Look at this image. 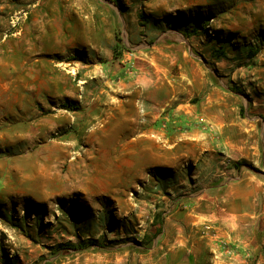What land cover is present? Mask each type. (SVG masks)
I'll return each instance as SVG.
<instances>
[{
  "label": "rangeland",
  "instance_id": "1",
  "mask_svg": "<svg viewBox=\"0 0 264 264\" xmlns=\"http://www.w3.org/2000/svg\"><path fill=\"white\" fill-rule=\"evenodd\" d=\"M164 42L231 101L151 143L118 114L133 66L104 71ZM244 175L264 185V0H0V264H264L263 195L249 250L216 203L187 215Z\"/></svg>",
  "mask_w": 264,
  "mask_h": 264
},
{
  "label": "crops",
  "instance_id": "2",
  "mask_svg": "<svg viewBox=\"0 0 264 264\" xmlns=\"http://www.w3.org/2000/svg\"><path fill=\"white\" fill-rule=\"evenodd\" d=\"M138 53L132 61H128L124 55L118 62L121 67L118 72L110 70V68L104 71L107 82L114 83V76L131 75L127 71L130 65L133 66L132 79L127 80L125 76V83L119 82L112 87L116 88L118 92L119 90L123 92V99L118 102L120 110L118 114L126 120L136 122L137 138L152 143V139L168 136V133H171L170 137L165 140L169 141L170 138L172 141L177 140L179 138L176 133L179 129L178 126L193 120L192 116L193 112H196V106L190 105L189 101L194 97L200 96L202 99H206L199 106L202 110L210 107L218 113L226 109L227 101H231L228 91L222 90L220 82L211 80L204 68L190 58L192 55L190 51H183L178 45L176 47L173 43L164 42L159 44L156 49L153 47L149 51ZM173 65L179 68V73L176 76L173 74ZM138 100H141L145 105L144 118L138 113L136 104ZM166 110L169 112L163 116ZM220 118L216 120L219 123ZM175 127L177 129L173 132ZM164 128H167V133ZM163 131L165 132L163 133ZM194 138L198 139V135L191 137L190 140ZM174 145L176 144L171 142L169 147ZM223 188L219 193L206 194L208 197L205 199H203L204 196L197 197L194 202L195 206L191 208V211H188L187 215L194 219L198 218L197 214L201 204L199 200H205L206 212L209 214L212 213V204L216 203L219 205V210L226 212L229 217V222L222 220L224 223L222 226L227 229L225 235L234 244H243L244 250H249L247 246L252 244L249 234L254 226L253 211L262 195L264 202V185L261 181L244 175L239 179L232 180ZM218 194L222 199L219 203L212 200V197Z\"/></svg>",
  "mask_w": 264,
  "mask_h": 264
},
{
  "label": "trees",
  "instance_id": "3",
  "mask_svg": "<svg viewBox=\"0 0 264 264\" xmlns=\"http://www.w3.org/2000/svg\"><path fill=\"white\" fill-rule=\"evenodd\" d=\"M109 1L110 2H113L115 5L118 3V0H109ZM199 26H200L201 29H205L206 28V21L201 22ZM253 55H254V51L253 50H250V52H249V54L247 56V60L248 61H246V62H249V60H251V58L253 57ZM246 62H245V64H249V63H246ZM232 92H238V91L237 90H233ZM83 248H85V247H83Z\"/></svg>",
  "mask_w": 264,
  "mask_h": 264
},
{
  "label": "built area",
  "instance_id": "4",
  "mask_svg": "<svg viewBox=\"0 0 264 264\" xmlns=\"http://www.w3.org/2000/svg\"><path fill=\"white\" fill-rule=\"evenodd\" d=\"M137 108H138V113L139 115L144 118L145 117V113H146V108H145V105L143 104V102H138L137 104ZM230 253V252H228Z\"/></svg>",
  "mask_w": 264,
  "mask_h": 264
},
{
  "label": "bare ground",
  "instance_id": "5",
  "mask_svg": "<svg viewBox=\"0 0 264 264\" xmlns=\"http://www.w3.org/2000/svg\"><path fill=\"white\" fill-rule=\"evenodd\" d=\"M96 132H97V131H96ZM66 179H67V178H66ZM68 179H69V178H68ZM68 179H67V180H68Z\"/></svg>",
  "mask_w": 264,
  "mask_h": 264
}]
</instances>
